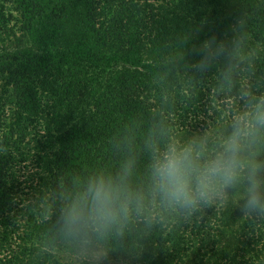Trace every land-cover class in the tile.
<instances>
[{
    "label": "trees",
    "instance_id": "1",
    "mask_svg": "<svg viewBox=\"0 0 264 264\" xmlns=\"http://www.w3.org/2000/svg\"><path fill=\"white\" fill-rule=\"evenodd\" d=\"M206 42L223 52L200 70ZM261 96L264 0H0V264H72L63 197L128 159L143 188L150 133L216 134ZM96 246L130 264H264V220L161 213Z\"/></svg>",
    "mask_w": 264,
    "mask_h": 264
},
{
    "label": "clouds",
    "instance_id": "2",
    "mask_svg": "<svg viewBox=\"0 0 264 264\" xmlns=\"http://www.w3.org/2000/svg\"><path fill=\"white\" fill-rule=\"evenodd\" d=\"M222 52L206 42L197 68L206 70ZM231 75L229 66L223 79L230 81ZM145 150L143 188L132 185L135 165L128 159L63 197L59 232L64 238L87 251L123 236L133 219L151 223L161 213L188 219L223 204L235 206L244 219L264 220V96L253 97L219 133L188 139L150 133Z\"/></svg>",
    "mask_w": 264,
    "mask_h": 264
},
{
    "label": "rangeland",
    "instance_id": "3",
    "mask_svg": "<svg viewBox=\"0 0 264 264\" xmlns=\"http://www.w3.org/2000/svg\"><path fill=\"white\" fill-rule=\"evenodd\" d=\"M63 257L72 264H130V262H114L107 259L104 252L96 245L87 251L79 246H73L66 250Z\"/></svg>",
    "mask_w": 264,
    "mask_h": 264
}]
</instances>
